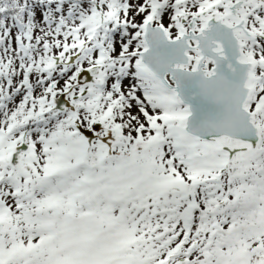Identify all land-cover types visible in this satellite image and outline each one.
I'll list each match as a JSON object with an SVG mask.
<instances>
[{
	"label": "snow or ice",
	"instance_id": "obj_1",
	"mask_svg": "<svg viewBox=\"0 0 264 264\" xmlns=\"http://www.w3.org/2000/svg\"><path fill=\"white\" fill-rule=\"evenodd\" d=\"M36 2L0 55V264H264V0Z\"/></svg>",
	"mask_w": 264,
	"mask_h": 264
},
{
	"label": "trees",
	"instance_id": "obj_2",
	"mask_svg": "<svg viewBox=\"0 0 264 264\" xmlns=\"http://www.w3.org/2000/svg\"><path fill=\"white\" fill-rule=\"evenodd\" d=\"M28 0H0V5H3L4 3H7L8 5H10V8L7 12L5 13H0V35L3 34L2 31H5V29H12L14 27L13 25V21L15 20V18L20 17V12L23 11L25 12L31 5H33V7H35L34 9H40L38 11H42L43 8L38 6V3L36 2V0H34L35 2L33 3H28ZM7 19H10V24H7ZM15 29V27H14ZM6 38L5 37V41ZM4 48V44H0V50Z\"/></svg>",
	"mask_w": 264,
	"mask_h": 264
},
{
	"label": "rangeland",
	"instance_id": "obj_3",
	"mask_svg": "<svg viewBox=\"0 0 264 264\" xmlns=\"http://www.w3.org/2000/svg\"><path fill=\"white\" fill-rule=\"evenodd\" d=\"M28 1L30 2V1H32V0H28ZM32 13H33L34 15H32V16L30 17L31 21H32V20L37 21V19L40 18V17H39V13H40V12H39V13H36V14H35L34 12H32ZM26 21H28V20H26ZM49 24H51V20H50V23H49ZM11 35H12V34H9V36H11ZM11 38H12V37H11Z\"/></svg>",
	"mask_w": 264,
	"mask_h": 264
}]
</instances>
